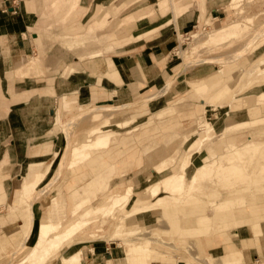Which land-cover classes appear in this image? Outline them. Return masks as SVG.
Here are the masks:
<instances>
[{"label": "rangeland", "instance_id": "obj_1", "mask_svg": "<svg viewBox=\"0 0 264 264\" xmlns=\"http://www.w3.org/2000/svg\"><path fill=\"white\" fill-rule=\"evenodd\" d=\"M48 1L50 0H44V2ZM79 1L68 0L67 3L66 0L62 8H58L46 21L43 20L42 25L46 26L51 21L67 24ZM122 1L117 0L109 7L118 5ZM134 7L136 4L113 16L106 27V31L116 30L111 39L125 36L130 23H123L121 16ZM69 10L73 11L72 14ZM226 11V17L214 19L209 16L206 21L203 19V22L197 23V26L189 32L179 34V43L174 53L183 70H181L182 77L176 81V76L175 79L173 78L175 82H172L171 88L166 91L167 100L163 101L164 107L143 113L131 125L124 127H119L115 123L128 119L142 110L139 111L138 107L133 106L119 108L113 117L108 118L111 121L93 115L78 116L83 115L81 112L83 109L95 107L93 105L88 107L80 105V110L76 111L67 110L66 115H68L62 118L63 121H72V118L75 121V117L78 116L76 125L56 124L52 133L58 137L57 151L47 157L34 160L36 164H43L39 175L25 178L21 174L11 179V185H7L9 189L0 190V197L7 195L3 204H0V264H19L40 241L42 224L47 221L58 185L63 186L66 194L65 205L63 204L61 208V213L64 212L66 218L62 220L60 217L61 224H66L63 223L66 220L73 221L77 218L88 222L76 235L53 249L50 256L46 257V264H64V257L72 255L83 247L87 250L92 244L120 246L117 253L113 251L114 257H122L117 261L118 264H226L224 252L229 251L227 247L241 249L234 243L238 241L239 236L236 232L239 229H241V237L251 236L247 239L246 247L259 248L260 237L264 234L262 230L264 229V151H261L264 149V132L258 128L260 125L247 128L235 125L238 120H252L260 115L264 116V0H230ZM65 15L69 16L67 20L64 19ZM232 25H235L236 29V33L231 35L234 37L229 36V40L228 37L223 38L226 32L221 30ZM38 32L43 39H52L51 29L38 30ZM62 32L58 39L64 45L62 39L65 37L73 40L75 45L95 39H85L82 42L75 37L85 31L74 33L64 29ZM194 33L200 37L196 49H193L196 45L193 44L191 37ZM56 37L55 35V41ZM249 42L253 43L247 46ZM236 53H241L240 58L236 57ZM197 59L207 61L185 67L184 62ZM26 61L29 64L16 70V74H28L31 68L43 65V60L38 55H32ZM196 66L203 67L208 73L205 76L195 77L196 72L189 70ZM215 71L219 79L217 78L215 82L213 79L209 93H191V89H195L193 84L207 80L205 77L209 75L214 78ZM141 102L146 103V97L139 103ZM60 116L62 117L59 114L58 118ZM202 125L208 128L195 145L189 146L190 149L186 148L199 132L194 133L187 143L181 144L183 135L198 130ZM135 127L138 128L137 131L134 130ZM94 128L113 129L128 141L123 145L121 140L114 138L112 146L106 148L111 149V152L101 150L103 154L111 155L95 161L90 159L91 161L87 160L88 162H83L76 168H69L68 163L72 160L74 146L82 143L91 144L94 135H90L89 132ZM243 138L249 139L248 143L252 141L250 144L253 145L250 147L243 145L246 143L242 142ZM147 145L153 147L146 152L143 147ZM183 147L186 148L184 154ZM47 150L46 147L45 151ZM90 150L91 148L88 152ZM101 151L96 152L98 154ZM86 153L85 151L84 154ZM225 155L227 156L223 167L226 170L220 174V165ZM180 157L183 164L179 167L175 163ZM113 164L119 172L125 171L126 174H111L109 170L110 165ZM174 165H177L176 168L173 167ZM167 167L174 169L163 173ZM152 169L160 173H154ZM60 171L61 173H58ZM180 173L183 174L182 185L175 189L179 183ZM2 178L0 176V184L4 179ZM86 184L87 192H90L93 200L100 199L88 203L75 213L74 204L84 195L77 199L69 196ZM45 186L49 190L46 187L47 192L43 194L41 190H44ZM126 187L129 188L127 190L131 189L133 197L126 205L117 208L113 219V215H106L104 211L111 208L110 204L113 201H117V198L119 200L128 192L124 190ZM152 188L158 189L154 196L150 194ZM103 197H106V200ZM103 202L109 206L107 207ZM101 203L106 205L91 211L87 216L84 215V209L92 204L97 206ZM135 203H139L140 209L134 205ZM230 212L235 213L233 217L229 216ZM128 214L131 215L130 218L126 217ZM199 215L214 218L202 227L204 231L212 230L214 233H195ZM59 230L62 231V228ZM116 231L119 232L117 235ZM226 237H229L228 240L231 242L225 244ZM240 245H243V241ZM260 250L258 249L260 252L258 257H260L258 261H254V264H262L264 260ZM81 251L83 253V250ZM108 254H111L110 249ZM53 255L55 256L52 257ZM84 255H81V260ZM62 256H64L63 263L60 260ZM103 260L105 261L104 257ZM107 260L108 264H114L113 259Z\"/></svg>", "mask_w": 264, "mask_h": 264}, {"label": "crops", "instance_id": "obj_2", "mask_svg": "<svg viewBox=\"0 0 264 264\" xmlns=\"http://www.w3.org/2000/svg\"><path fill=\"white\" fill-rule=\"evenodd\" d=\"M115 1L80 0L74 12L69 10L73 14L67 24L51 21L43 26V20L62 8L66 0H0V176L4 178L0 190L9 189L11 179L21 174L25 178L38 176L43 164L34 160L57 151L58 137L52 131L59 114L63 119L68 115L62 107L65 98L75 101L71 111H76L79 104L86 107L125 104L136 108L144 97L162 90L175 76V81L182 77L174 53L179 34L189 32L209 16L226 17V6L230 3V0H123L109 7ZM135 4L133 10L121 16L123 23H130L125 36L111 39L116 30L106 31V27L113 16ZM68 17L65 15L64 19ZM49 29L52 39H43L38 30ZM64 29L74 33L85 31L75 36L82 42L95 39L75 45L65 37L64 45L58 39ZM32 55L42 58V67L31 68L28 74H16ZM190 71L196 72L195 77L208 73L201 66ZM166 93L148 102L150 112L164 107ZM233 214L230 212L229 216ZM213 219L199 215L195 233H208L202 227ZM239 230L234 231L239 236L234 243L241 249L227 247L225 262L254 264L260 257L258 249L264 255V234L259 248L254 249L246 247L251 236L241 237ZM228 239L225 238V244L231 242ZM119 247L111 244H92L87 250L83 247L76 251L83 250L85 254L79 264H108L109 258L118 264L122 257H114L113 251L117 253ZM97 260L100 262L96 263Z\"/></svg>", "mask_w": 264, "mask_h": 264}, {"label": "bare ground", "instance_id": "obj_3", "mask_svg": "<svg viewBox=\"0 0 264 264\" xmlns=\"http://www.w3.org/2000/svg\"><path fill=\"white\" fill-rule=\"evenodd\" d=\"M235 1V0H234ZM240 24V23H239ZM242 26V24L240 25V27ZM244 26V25H243ZM247 26V25H246ZM235 27V25H232L231 27H224L222 30H221V32L222 31H224V32H226V34H224L222 37L223 38H226V37H228V40H229V36L232 38V37H234V36H231V35H234L235 33H236V29L234 28ZM237 27H239V26H237ZM92 29V28H91ZM243 30H245V27H244V29ZM242 30V31H243ZM248 30V29H247ZM240 32H241V30H240ZM239 33V32H238ZM213 34V33H212ZM85 36V35H84ZM258 36V35H257ZM81 37H83V36H81ZM192 38H193V44H195L196 46H193V49L195 48H197V44H199L200 43V37H198V34L197 33H194V34H192V36H191ZM260 37V36H259ZM259 37H257V38H259ZM255 38V37H254ZM254 38H251L252 40L254 39ZM227 39V38H226ZM250 39V38H249ZM81 40V39H80ZM219 40V39H218ZM223 41V40H222ZM225 41V40H224ZM218 42V41H217ZM216 42V43H217ZM221 42V41H220ZM215 43V42H214ZM215 43V44H216ZM219 43V42H218ZM222 43V42H221ZM253 43V42H252ZM251 42H249L248 43V45L247 46H250L251 44H252ZM204 44V43H203ZM211 44H212V42H211ZM112 45V44H111ZM110 46V45H109ZM206 46V45H205ZM111 48V47H110ZM113 48V47H112ZM211 48V47H210ZM108 49V48H107ZM242 49V48H241ZM106 50V49H105ZM108 51H109V49H108ZM243 51H245V49H243ZM240 52H242V51H240ZM94 53V52H93ZM101 53V52H100ZM100 53H94V54H100ZM94 54H92V55H94ZM242 54H244V53H242ZM85 56V55H84ZM240 56H241V53H236V57H239L240 58ZM83 57V56H82ZM81 57V58H82ZM79 58V57H78ZM40 60V59H39ZM79 60V59H78ZM41 61V60H40ZM80 61V60H79ZM207 60L206 59H197V60H190V62L189 61H187V62H184L185 63V67L186 66H189V65H192V64H199V63H203V62H206ZM29 62H31V61H29ZM43 63V62H42ZM76 63V62H75ZM225 63V62H224ZM27 64H29V63H27ZM31 64V63H30ZM24 66V65H23ZM46 67V66H45ZM54 67V66H53ZM258 67V66H257ZM71 68V67H70ZM29 69H30V67H29ZM183 71V70H182ZM215 73H216V71L214 72V78L211 76V75H209V76H206L205 78L207 79V80H205V81H200L198 84H193L194 85V88L195 89H191V93H198V94H203V93H209L210 91V86L211 85H213L212 84V82H213V79H214V82L217 80V78L219 79V77H217V75H215ZM178 75V74H177ZM211 76V77H210ZM240 77V76H239ZM175 79V78H174ZM174 79L173 80H171L170 82H168V84L161 90L160 89V91L159 92H156L155 94H153V95H150V96H148V97H146V101L147 102H149L152 98H155V97H157V96H159V95H161V94H163V93H165L166 91H168L170 88H171V85H172V82L174 81ZM218 83V82H217ZM220 83V82H219ZM218 83V84H219ZM215 84V83H214ZM215 85H217V84H215ZM214 85V86H215ZM217 86H219V85H217ZM191 88V87H190ZM214 88V87H213ZM211 92H212V90H211ZM259 95V94H258ZM260 96H262V95H260ZM261 99H262V97H260ZM264 99V98H263ZM73 100V99H72ZM72 100H69V99H67V98H65L64 100H63V103H64V106H62L63 107V111H67V110H69V109H71V107H72V104L75 102V101H72ZM204 100V99H203ZM146 102V103H147ZM146 103H139L138 105H136V107H138V109L137 110H139V111H141L142 110V112H138V114H135L134 116H132V117H130V118H128V119H124V120H120V121H117L115 124L117 125V126H119V127H124V126H128V125H131L134 121H136L137 120V118L138 117H140V115L141 114H143V113H146V112H149V109H148V103L146 104ZM131 105V104H130ZM123 107H128V105L126 106L125 104L122 106H95V107H92L91 109L89 108L88 110H82L81 112L83 113V115L82 114H80V115H78V116H87V115H93V116H97V117H100V118H110L111 116L113 117V115L115 114V111L116 110H118L119 108H123ZM85 108V107H84ZM77 109H79L80 110V104L77 106ZM169 110V109H168ZM166 111V110H165ZM80 112V113H81ZM149 114V113H148ZM77 116V117H78ZM75 117V116H74ZM77 117H75V121L73 120L74 118H72V121H63V119H62V117L60 116L59 118H58V125H61V124H63L64 125V123H68V125L70 126V125H76V120H77ZM106 119V120H107ZM108 120H110L111 121V119H108ZM161 120H163V119H161ZM238 123H236V125L235 126H241L242 128H247V127H250V126H259L258 128L259 129H262L263 130V132H264V128H261L262 126H264V116L263 115H260V116H258V117H256V118H254V119H243V120H238L237 121ZM162 123H163V121H162ZM68 126V127H69ZM152 126V125H151ZM150 127V126H149ZM207 128H208V126H204V125H202V126H199V128H198V130H195V131H193L192 133H188V134H185V135H183V137H182V140H181V144L184 142V143H187L188 141L187 140H189L190 138H191V136L194 134V133H196V132H199L198 133V136L195 138V139H193L188 145H187V147L186 148H188L189 146H193V145H195V143L196 142H198L199 140H200V138H201V135H202V133L204 132V131H206L207 130ZM178 129V128H177ZM134 130L135 131H137L138 130V128L137 127H135L134 128ZM175 132V131H174ZM173 132V133H174ZM90 135H94V138H92V140H91V144H86V143H82V144H80V145H76V146H74V148H73V150H72V160L70 161V163H68V165H69V168H76L79 164H82L83 162H86L87 160L89 161L90 159L92 160V161H95L96 159H100V158H102V157H105V156H107V155H111L110 153H107V154H103V151H101V150H108L109 152H111L110 150L111 149H106V148H110V146H112V140L114 139V138H116V139H119V140H121L120 142L121 143H123V145L125 144V142H127L128 140H127V138H125L124 136L123 137H121L120 135H119V132L118 131H115V130H113V129H108V130H105V129H101V128H94V129H92L90 132ZM88 133V134H89ZM176 133V132H175ZM121 137V138H120ZM132 138V137H131ZM128 139H129V137H128ZM207 139V138H206ZM244 139V141H242V142H246V143H244L243 145H245V146H252L253 144H250L252 141H250V143H248L247 141L249 140V139H246V138H243ZM88 140V139H87ZM166 140V139H165ZM204 141V140H203ZM202 141V142H203ZM232 141H230V143H231ZM193 143V144H192ZM233 143V142H232ZM204 144V143H203ZM157 145V144H156ZM156 145H154V146H156ZM263 146V145H262ZM153 147V146H152ZM152 147H150V146H145V147H143V149H144V151H148V150H150ZM91 148V150L88 152V149H90ZM186 148L185 147H183L182 148V150H183V154H184V152L186 151ZM191 147H189V149H190ZM227 147H225V149H226ZM257 148V147H256ZM228 150V149H227ZM226 150V151H227ZM255 150V149H254ZM85 151L87 152L86 154H84L85 153ZM96 151H101V152H99L98 154H97V152ZM250 151V150H249ZM253 151V150H252ZM261 151H264V149H262ZM223 152V151H222ZM228 152V151H227ZM93 153H95V154H93ZM182 153H181V156H182ZM252 153H254V152H252ZM255 153H257V152H255ZM226 156L227 155H225V157L223 158V163L220 165V174L222 173H224V171L226 170V168H224L223 167V165H224V162H225V159H226ZM88 157V159H86ZM183 157V156H182ZM261 157V156H260ZM163 158H164V155H163ZM221 158V157H220ZM262 158V157H261ZM263 159V158H262ZM261 159V160H262ZM90 160V161H91ZM87 161V162H88ZM178 161H180V162H182L183 160H181V157L176 161V163L175 164H177L178 166L179 165H181L182 166V164H183V162L180 164V162H178ZM62 162V161H61ZM60 162V163H61ZM93 163V162H92ZM91 164V163H90ZM126 164V163H125ZM262 164V163H261ZM61 166H62V163L60 164ZM177 165H174L173 167H175L176 168V166ZM109 166V165H108ZM203 167H204V165H202ZM206 167H207V164L205 165ZM264 166V165H263ZM172 167V168H173ZM180 167V166H179ZM178 167V168H179ZM209 167V166H208ZM47 168H49V167H47ZM127 168V167H126ZM172 168H170V167H167L165 170H164V172L163 173H168V172H171L173 169ZM200 168V167H199ZM199 168H198V170H199ZM202 168V167H201ZM205 168V167H204ZM170 169V170H169ZM61 170V169H60ZM197 170V171H198ZM48 171V170H47ZM46 171V172H47ZM110 172H111V174L112 173H118V174H120V173H122V174H126V172L125 171H121V172H119L118 170H117V167H116V165L115 164H113L112 166L110 165V170H109ZM168 171V172H167ZM58 173H61V171L60 172H58ZM157 173H160V172H157ZM43 174H45V173H43ZM181 175V176H180ZM180 177H179V183H177V185L175 186L176 188L175 189H178L181 185H182V180H183V174H181L180 173ZM58 176V175H57ZM43 177V176H42ZM59 177V176H58ZM192 177H194V176H192ZM152 179V178H151ZM39 180H41V178H39ZM191 181H193V179L191 180ZM190 181V182H191ZM258 181V180H257ZM33 182V181H32ZM31 184V183H30ZM35 184V183H34ZM34 184H33V188L35 187L34 186ZM52 184V183H51ZM49 185V184H48ZM47 185V186H48ZM28 186V185H27ZM47 186H45V189L43 190H41L42 191V193L44 194L45 192H47L46 190L48 189L49 190V188L47 187ZM50 186V185H49ZM131 186V185H130ZM192 186V185H191ZM29 187V186H28ZM27 187V188H28ZM46 187H47V189H46ZM86 187H88V185L86 184V185H84V186H82L81 188H79V189H77V190H75V191H73L71 194H70V196H69V194H68V196L69 197H74V199L76 198H79V196H81V195H84L82 198H80V199H78L79 201L77 202V203H75L74 204V211L73 212H78V211H80L85 205H87L88 203H91L92 201L93 202H95L96 200H98V199H100V198H98V199H96V200H93V198H92V195L90 194V192H87L88 191V189L86 188ZM133 187V186H132ZM33 188H32V190H33ZM44 188V187H43ZM86 188V189H85ZM174 188V187H173ZM127 189H129L128 187H126L124 190L125 191H128V192H124V191H122V193L124 192L125 194H123L124 195V197H123V195L119 198V200H118V198H117V201H113V203H111L110 205H111V208H108L107 210H106V212L104 211V213H106V215H113V219H114V217L116 216L115 215V211L116 210H118L117 208H121V205L122 206H124V205H126V203L133 197V192H131L130 190H127ZM26 190V189H25ZM133 190V189H132ZM157 188H152V189H150V194L151 195H156L157 194ZM39 193H41V192H39ZM86 194V195H85ZM88 194V195H87ZM120 194V193H119ZM118 194V195H119ZM65 193H64V190H63V186H61V185H58V189H57V193L55 194V196L53 197V200H52V203H51V206H50V211H49V216H48V218H47V221L45 220V222L42 224V230H41V239H40V241L33 247V249L30 251V253L28 254V256H26V257H24L23 258V260L19 263V264H45L46 263V257L49 255L50 256V252L53 250V249H55V248H58L63 242L65 243V241L66 240H69V238L70 237H73L74 235H76L77 233H78V231H79V229H81L82 228V226H84V225H86L87 224V222L88 221H85V220H81V218H77V219H75V220H73V221H71V220H66V222H63V223H66V224H61V222H60V217H61V219L63 220H65V218L66 217H64L65 216V213L64 212H62L61 213V208H62V206H64L65 205V203H64V201H65ZM117 195V196H118ZM122 197H123V199H122ZM5 196L4 195H2L1 197H0V204H3L2 202L3 201H5ZM104 198V200H106L105 198L106 197H103ZM159 198V197H158ZM120 199H122V201L120 200ZM116 200V199H115ZM159 200H161V198L159 199ZM159 200H157V201H159ZM110 202V201H109ZM108 202V203H109ZM103 203H106V202H103ZM64 204V205H63ZM107 204V203H106ZM105 204V205H106ZM102 205H104V204H99V205H97V206H94L93 204L89 207V208H86V209H84V215L85 216H87L91 211H96L97 209H100V207L102 206ZM104 205V206H105ZM109 206V204H107V207ZM120 206V207H119ZM66 207V206H65ZM64 207V208H65ZM63 208V209H64ZM102 208V207H101ZM137 208H139L140 209V207H137ZM136 208V210H138ZM146 208V207H145ZM104 210H105V208H104ZM63 211V210H62ZM65 211H66V209H65ZM102 211V210H101ZM256 211H259V210H256ZM60 213L62 214V215H60ZM117 213V212H116ZM127 218H130L131 217V215H127L126 216ZM122 219V218H121ZM65 225V226H64ZM62 228V231H60L59 229H61ZM121 228V227H120ZM119 231V230H118ZM118 231H116L117 233H116V235L119 233ZM120 232H121V229H120ZM144 233V232H143ZM142 234V233H141ZM84 249V248H83ZM82 253V251H79V252H75V254H73L72 256H70V257H68V258H63V260H64V264H77V263H79L80 261H81V254ZM256 261H258V260H256ZM262 264H264V261L263 262H261Z\"/></svg>", "mask_w": 264, "mask_h": 264}]
</instances>
